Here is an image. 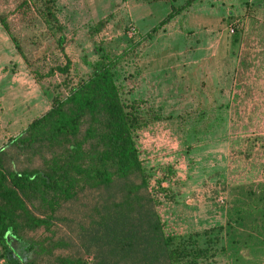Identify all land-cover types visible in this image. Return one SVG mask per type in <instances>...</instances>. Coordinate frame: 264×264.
I'll list each match as a JSON object with an SVG mask.
<instances>
[{"label":"rangeland","instance_id":"374dc122","mask_svg":"<svg viewBox=\"0 0 264 264\" xmlns=\"http://www.w3.org/2000/svg\"><path fill=\"white\" fill-rule=\"evenodd\" d=\"M20 1L0 0V18L22 53L0 26L7 38L0 46V146L46 111L54 95L64 97L85 79L100 55L116 57L120 98L144 123L134 136L150 184L168 177L155 196L168 230L206 231L195 239L210 256L197 264L263 263L264 180L250 183L247 162L230 151H243V140L255 137L263 144L255 151L264 153V0H194L155 32L185 0H55L60 31L36 13H16ZM63 65L65 73L53 70ZM232 83L247 105H225ZM193 182L198 186L187 194ZM226 223L236 230L230 240ZM9 249H0V264L33 256L25 241H10Z\"/></svg>","mask_w":264,"mask_h":264},{"label":"trees","instance_id":"16d2710c","mask_svg":"<svg viewBox=\"0 0 264 264\" xmlns=\"http://www.w3.org/2000/svg\"><path fill=\"white\" fill-rule=\"evenodd\" d=\"M193 1L170 8L150 32ZM54 2L21 0L15 12L36 13L60 31ZM0 26L22 55L2 18ZM116 60L100 55L85 79L64 97L54 95L46 111L0 146V249L10 255V241L33 249L32 258L15 256L14 264H197L210 256L209 247L197 246L195 239L206 231L175 233L159 214L155 196L165 192L168 177L161 174L150 184L152 173L141 162L134 136L144 123L120 98L112 73ZM243 141L245 149L230 154L247 162L250 183L261 182L264 153L255 149L263 144L255 137ZM227 224L230 240L236 233Z\"/></svg>","mask_w":264,"mask_h":264},{"label":"crops","instance_id":"0c3cea01","mask_svg":"<svg viewBox=\"0 0 264 264\" xmlns=\"http://www.w3.org/2000/svg\"><path fill=\"white\" fill-rule=\"evenodd\" d=\"M6 42H7V38L5 37L3 31H2V29L0 27V46L3 45L4 47H7ZM226 90H227V93H225V98H227V99L225 101V105H227V103L228 104L232 103L233 105L237 106L241 102L246 101L245 100V96L242 93L241 88L238 87L236 84L232 83V84L228 85V87L226 88ZM251 90H252V88H251ZM261 97H262V94L261 93H258L256 99H261ZM247 103L248 102L246 101L245 104L247 105ZM190 184H187V189H186L187 194H189V192L190 193L191 192L193 193V191H191V190H193L195 187L198 186L197 185L198 183H196V182H193V183H190ZM195 190H196V194H198V192H199L198 188L195 189Z\"/></svg>","mask_w":264,"mask_h":264},{"label":"built area","instance_id":"2783aa9c","mask_svg":"<svg viewBox=\"0 0 264 264\" xmlns=\"http://www.w3.org/2000/svg\"><path fill=\"white\" fill-rule=\"evenodd\" d=\"M128 32H129V34L131 35V34L133 33V29H130ZM217 202H220V203H221V202H222V197H219V196H218V197H217Z\"/></svg>","mask_w":264,"mask_h":264}]
</instances>
